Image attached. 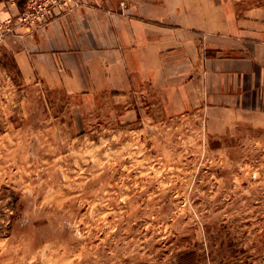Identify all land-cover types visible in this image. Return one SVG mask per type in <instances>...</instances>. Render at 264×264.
Masks as SVG:
<instances>
[{"label":"rangeland","instance_id":"obj_1","mask_svg":"<svg viewBox=\"0 0 264 264\" xmlns=\"http://www.w3.org/2000/svg\"><path fill=\"white\" fill-rule=\"evenodd\" d=\"M27 1L1 4V18L10 14L0 23ZM72 3L39 29L23 28L24 36L92 3L127 15L145 7L150 18L160 16L161 3L171 15L184 3L200 14L202 55L210 54L207 38L221 24L232 30L247 9H264V0ZM207 14L217 20L208 22ZM6 35L0 264H264L263 120L211 110L201 92L194 106L180 109V98L165 99L164 86L153 81L129 94H71L26 75L15 55L23 37Z\"/></svg>","mask_w":264,"mask_h":264},{"label":"crops","instance_id":"obj_2","mask_svg":"<svg viewBox=\"0 0 264 264\" xmlns=\"http://www.w3.org/2000/svg\"><path fill=\"white\" fill-rule=\"evenodd\" d=\"M185 8L177 5L171 15L161 3L160 16L150 18L145 7L127 15L119 7L105 11L92 3L61 16L42 33L16 38L15 55L26 75L71 94H129L136 84L153 81L152 87L164 86L165 99L180 98L175 103L180 109L194 106L193 97L201 92L211 110L255 113L264 121V9H247L232 30L221 24L207 38L210 54L201 55L200 14L187 8L186 14ZM9 14L2 11V18Z\"/></svg>","mask_w":264,"mask_h":264},{"label":"built area","instance_id":"obj_3","mask_svg":"<svg viewBox=\"0 0 264 264\" xmlns=\"http://www.w3.org/2000/svg\"><path fill=\"white\" fill-rule=\"evenodd\" d=\"M2 2L8 7L18 5V0H0V5ZM72 7H74L72 0H28L23 10L0 23V36L6 37L9 33L16 37H24L23 28L28 27L29 31L37 30L55 14L62 10H71Z\"/></svg>","mask_w":264,"mask_h":264},{"label":"trees","instance_id":"obj_4","mask_svg":"<svg viewBox=\"0 0 264 264\" xmlns=\"http://www.w3.org/2000/svg\"><path fill=\"white\" fill-rule=\"evenodd\" d=\"M23 4L21 3V6H22Z\"/></svg>","mask_w":264,"mask_h":264}]
</instances>
